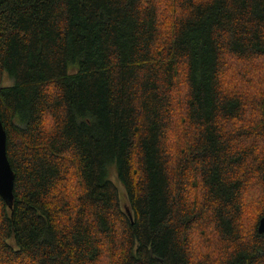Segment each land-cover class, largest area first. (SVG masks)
I'll list each match as a JSON object with an SVG mask.
<instances>
[{"label": "trees", "instance_id": "trees-1", "mask_svg": "<svg viewBox=\"0 0 264 264\" xmlns=\"http://www.w3.org/2000/svg\"><path fill=\"white\" fill-rule=\"evenodd\" d=\"M168 5L172 21L158 0H0L16 175L0 264H264L263 201L242 226L246 187L264 188V89L221 79L226 56L264 58V0Z\"/></svg>", "mask_w": 264, "mask_h": 264}, {"label": "rangeland", "instance_id": "rangeland-1", "mask_svg": "<svg viewBox=\"0 0 264 264\" xmlns=\"http://www.w3.org/2000/svg\"><path fill=\"white\" fill-rule=\"evenodd\" d=\"M161 4V9L163 11L162 15H165L164 21H172V18L176 15V10L172 9L170 5L167 6L169 0H163L164 4H162V0H158ZM157 2V0H156ZM224 68L222 71V84L224 90L233 93L237 92L236 94L245 93L246 95L256 92H259L264 89V58L254 59L250 62H245L243 60L236 59L232 56H226L224 60ZM187 82L184 80L182 76L177 84V89L174 91V109L176 112V122L181 123V118L184 116V103L186 101V94H187ZM253 107L249 108L247 111V115L253 116L255 112ZM48 118L45 119V124L47 125ZM187 122L182 121V125H186ZM51 123L49 124V126ZM227 129H230V126H226ZM68 181V183H70ZM118 183V182H117ZM251 183V182H250ZM248 184L244 191V214L242 220V226L246 230H254L255 222L257 218V214L261 211L264 203V188L262 184L257 183L256 180L252 181L251 184ZM119 184V183H118ZM123 189L121 193H123ZM262 193L261 198L259 197V193ZM76 192V191H75ZM75 197H72L74 199ZM201 198V197H200ZM123 205H127V202L122 196ZM263 201V203H262ZM213 230V229H212ZM212 230L208 231V234L212 236ZM197 246V243H196ZM198 247V246H197ZM218 247V245H216ZM199 248V247H198ZM202 249V248H201ZM216 256V250L214 251ZM218 253V252H217ZM219 254V253H218ZM107 256L110 257L111 254L108 252ZM104 258L101 264H108L110 258Z\"/></svg>", "mask_w": 264, "mask_h": 264}, {"label": "water", "instance_id": "water-1", "mask_svg": "<svg viewBox=\"0 0 264 264\" xmlns=\"http://www.w3.org/2000/svg\"><path fill=\"white\" fill-rule=\"evenodd\" d=\"M15 179L16 175L8 158L7 133L0 116V195L9 207H13L14 204ZM127 210L131 215L130 210ZM258 233L264 234V215L259 220Z\"/></svg>", "mask_w": 264, "mask_h": 264}]
</instances>
